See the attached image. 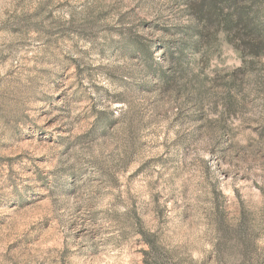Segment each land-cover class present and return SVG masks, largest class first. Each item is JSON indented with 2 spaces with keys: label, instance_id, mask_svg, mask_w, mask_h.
<instances>
[{
  "label": "rangeland",
  "instance_id": "1",
  "mask_svg": "<svg viewBox=\"0 0 264 264\" xmlns=\"http://www.w3.org/2000/svg\"><path fill=\"white\" fill-rule=\"evenodd\" d=\"M194 28L187 0H0V264H264V55Z\"/></svg>",
  "mask_w": 264,
  "mask_h": 264
},
{
  "label": "trees",
  "instance_id": "2",
  "mask_svg": "<svg viewBox=\"0 0 264 264\" xmlns=\"http://www.w3.org/2000/svg\"><path fill=\"white\" fill-rule=\"evenodd\" d=\"M187 3L196 25L188 32L192 39L204 41L209 32L213 37L221 35L225 43L239 54L252 58L264 55V0H187ZM179 47V56L189 47L197 48L187 42H181ZM141 54L149 77L150 70L154 73L159 65L154 62L150 49L141 51ZM165 59L172 67L176 64L171 54ZM168 82L165 80L164 85H169Z\"/></svg>",
  "mask_w": 264,
  "mask_h": 264
}]
</instances>
